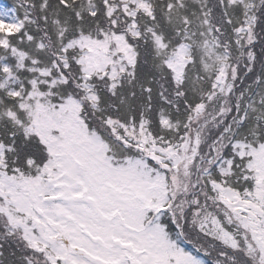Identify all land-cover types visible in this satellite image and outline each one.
<instances>
[{
    "label": "snow or ice",
    "instance_id": "snow-or-ice-1",
    "mask_svg": "<svg viewBox=\"0 0 264 264\" xmlns=\"http://www.w3.org/2000/svg\"><path fill=\"white\" fill-rule=\"evenodd\" d=\"M0 264H264V0L0 4Z\"/></svg>",
    "mask_w": 264,
    "mask_h": 264
},
{
    "label": "trees",
    "instance_id": "trees-1",
    "mask_svg": "<svg viewBox=\"0 0 264 264\" xmlns=\"http://www.w3.org/2000/svg\"><path fill=\"white\" fill-rule=\"evenodd\" d=\"M0 4L10 7L11 0H0Z\"/></svg>",
    "mask_w": 264,
    "mask_h": 264
}]
</instances>
